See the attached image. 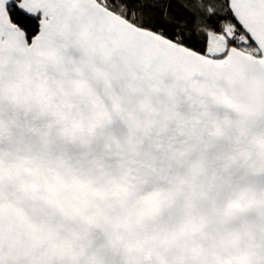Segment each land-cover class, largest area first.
<instances>
[{"label": "snow or ice", "instance_id": "obj_1", "mask_svg": "<svg viewBox=\"0 0 264 264\" xmlns=\"http://www.w3.org/2000/svg\"><path fill=\"white\" fill-rule=\"evenodd\" d=\"M0 264H264V0H0Z\"/></svg>", "mask_w": 264, "mask_h": 264}]
</instances>
